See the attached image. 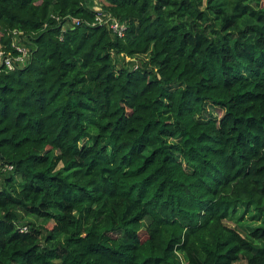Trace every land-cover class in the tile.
I'll use <instances>...</instances> for the list:
<instances>
[{"label": "trees", "instance_id": "1", "mask_svg": "<svg viewBox=\"0 0 264 264\" xmlns=\"http://www.w3.org/2000/svg\"><path fill=\"white\" fill-rule=\"evenodd\" d=\"M99 6L0 0V264H264L262 0Z\"/></svg>", "mask_w": 264, "mask_h": 264}, {"label": "built area", "instance_id": "2", "mask_svg": "<svg viewBox=\"0 0 264 264\" xmlns=\"http://www.w3.org/2000/svg\"><path fill=\"white\" fill-rule=\"evenodd\" d=\"M96 11L95 13V18L94 21L92 22V25L99 24V25H105L107 26L110 30H112L113 33H116L118 36H123L125 30H126V25L123 23H120L117 21L115 18H113L109 13L103 12L100 7L99 9L94 8ZM72 22L75 25L79 24L78 19H73ZM12 39L10 42V46L12 48H15L16 52L12 54L10 51H6L4 49V46L0 43V66L5 67L9 70L14 69L16 66L22 67L28 57V49L25 45L20 44L18 42V37L19 35L22 34L21 31L17 30H12ZM12 168L11 165L7 164L4 167V170H10ZM22 230H25L23 227Z\"/></svg>", "mask_w": 264, "mask_h": 264}, {"label": "rangeland", "instance_id": "3", "mask_svg": "<svg viewBox=\"0 0 264 264\" xmlns=\"http://www.w3.org/2000/svg\"><path fill=\"white\" fill-rule=\"evenodd\" d=\"M99 2L100 0H92L93 3V7L94 8H98L99 9ZM262 3L264 4V0H262ZM144 57V56H142ZM146 59V57H144ZM125 61H128L127 58L125 59ZM210 112H212L214 115L220 116L221 115V110L220 109H215V107L210 108ZM37 222H39V220H37ZM226 224L230 225V226H234V222L231 221H225ZM242 231V230H240ZM235 264H245V260L243 258H239V260L237 262H235Z\"/></svg>", "mask_w": 264, "mask_h": 264}]
</instances>
